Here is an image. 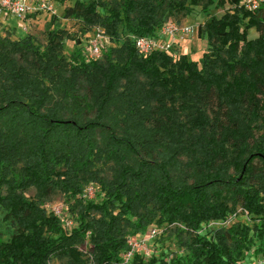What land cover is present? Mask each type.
<instances>
[{
	"label": "trees",
	"instance_id": "obj_1",
	"mask_svg": "<svg viewBox=\"0 0 264 264\" xmlns=\"http://www.w3.org/2000/svg\"><path fill=\"white\" fill-rule=\"evenodd\" d=\"M241 2L76 1L62 18L81 35L102 31L99 59L77 48L65 55V40L82 41L55 15L45 45L0 35V212L9 237L0 235V264L264 258V7L249 12ZM211 7L225 12L196 27L208 39L198 61L136 49V38ZM55 193L69 230L46 208ZM149 227L159 231L153 252L125 263L128 242ZM164 237L182 252L169 255Z\"/></svg>",
	"mask_w": 264,
	"mask_h": 264
},
{
	"label": "rangeland",
	"instance_id": "obj_2",
	"mask_svg": "<svg viewBox=\"0 0 264 264\" xmlns=\"http://www.w3.org/2000/svg\"><path fill=\"white\" fill-rule=\"evenodd\" d=\"M35 2V0H33ZM47 3V6L50 8L34 11L32 13H28L25 15L23 19H18L5 10H2L0 7V35L2 36H11L12 39H21L26 35H30L34 37L37 43L41 45H45L46 43V25L50 20L51 15H55L60 22L61 28H63L70 37L78 38L80 37L82 44L78 47L74 45V41L72 39L65 40L64 45V54L68 55L73 50L81 49L82 54L87 58L89 56V43L91 39L94 37V30L81 35L80 33V25L75 20H65L62 18L63 12L65 8L71 7L74 5L76 1H83V0H66L64 3L60 2L59 0H44ZM107 1V0H104ZM37 7V5H35ZM228 8V6L226 7ZM224 10L215 9L211 7L208 13L201 12L200 8H196L193 11V14L188 16L187 18H179L181 23L185 24L186 26H193L196 30V27L199 24L204 23L208 18L211 16H215L220 18L224 14ZM249 39L256 38L257 32L254 29H250L247 33ZM208 47V39L207 36L203 38H198L196 35V31L194 34L186 39L185 41L181 42L173 49V53L175 55H186L189 59L193 61H198L202 54L206 52ZM97 187L92 186L86 189L85 195L87 198L92 199L96 195ZM25 196L29 199H32L34 196V190L31 189L25 193ZM46 208L50 211L55 212L56 214L60 215L63 220V224L67 230L71 229L75 226L72 218L66 213V203L64 201V197L59 194L55 193L50 202L46 205ZM2 213L0 212V235L4 234L3 240H7L9 237L6 235V227L2 223ZM168 233L165 234V237ZM162 238L161 245L162 249H164L169 255L175 256L182 252V249L177 245L176 239L174 237H167ZM160 243L158 245H160ZM84 253L89 252V247L84 246L81 248ZM259 258H252L251 260H246L242 264H254V262ZM255 260V261H254ZM51 264H61L58 261H52Z\"/></svg>",
	"mask_w": 264,
	"mask_h": 264
},
{
	"label": "built area",
	"instance_id": "obj_3",
	"mask_svg": "<svg viewBox=\"0 0 264 264\" xmlns=\"http://www.w3.org/2000/svg\"><path fill=\"white\" fill-rule=\"evenodd\" d=\"M241 4L249 11L254 12L264 7V0H242ZM37 5V7H35ZM0 7L12 16L23 19L26 14L34 11L50 9L44 0H0ZM195 32L193 26L177 25L175 23H166L158 30L156 36L150 38H136L135 47L142 55H149L152 52L172 53L175 46L191 37ZM103 33L96 29L94 37L89 43L90 59H99L101 57L100 46L104 41ZM159 234L158 229L149 227L144 235L138 240L128 242L129 250L123 255L124 262H128L135 253H141L148 257L153 251L148 244ZM254 264H264V258L257 259Z\"/></svg>",
	"mask_w": 264,
	"mask_h": 264
}]
</instances>
